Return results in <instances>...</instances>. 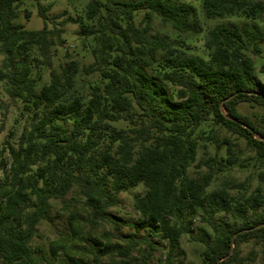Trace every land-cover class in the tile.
I'll return each mask as SVG.
<instances>
[{
  "label": "trees",
  "instance_id": "16d2710c",
  "mask_svg": "<svg viewBox=\"0 0 264 264\" xmlns=\"http://www.w3.org/2000/svg\"><path fill=\"white\" fill-rule=\"evenodd\" d=\"M24 1L37 2L41 29L28 31L13 23ZM198 8L205 20L264 17V6L250 0H89L83 17L68 16L49 28V7L40 0H0V54L6 70L0 82L9 84L8 95L23 103L32 121L16 147L7 148L9 173L0 184V264H38L30 246L37 227L46 220L51 201L63 202L73 188L84 198L92 226H130L107 210L119 203L121 191L140 184L146 194L134 200L141 219L135 227L158 232L169 243L164 264H174L181 236L190 233L184 211L204 209L214 172L238 163L226 138V158L209 157L203 162L209 173L199 182L190 179L187 171L196 161L201 128L210 126L206 140L218 148L219 128L243 140L254 152L248 160L264 167V127L239 109L264 110V84L253 59L262 53L264 35L256 26L219 24L193 42L187 37L203 32ZM155 20L173 34L152 33ZM68 24L79 26L81 56L91 59L80 72L73 61L52 69L50 48L62 46ZM196 43L203 55L195 52ZM35 50L50 71V82L39 89L30 78L31 67L40 62ZM65 56H70L68 49ZM78 73L92 79L87 97L75 88ZM257 177L264 184V170ZM217 195L227 213L231 202L240 203L226 192ZM252 199L264 205L260 190ZM240 219L214 228L202 264H251L257 258L252 252L244 261L238 258L240 246L251 241L261 246L264 264V212L258 217L242 212ZM133 239L126 238L129 245L121 255L143 244L147 261L155 245ZM60 249L52 248V254Z\"/></svg>",
  "mask_w": 264,
  "mask_h": 264
},
{
  "label": "rangeland",
  "instance_id": "374dc122",
  "mask_svg": "<svg viewBox=\"0 0 264 264\" xmlns=\"http://www.w3.org/2000/svg\"><path fill=\"white\" fill-rule=\"evenodd\" d=\"M115 1V0H114ZM126 2L129 0H116ZM190 1V0H187ZM260 2L264 6V0H250ZM89 0H40V4L49 7L47 11L48 27L53 28L61 20L68 16H84L85 6ZM25 12L29 15L27 19ZM198 18L203 27L200 37L188 36L187 39L196 42L203 39L206 32L219 24H236L238 26H256L261 35H264V17L251 20L242 17H234L222 20H205L198 8ZM13 23L23 26L28 31H36L43 27V21L38 15V4L36 1H24L16 11V18ZM79 31L77 25H65L62 34V46L50 48L52 69L59 70V67L70 61L76 62L80 72L84 63L91 62V59L81 56V46L77 42L76 34ZM152 33L169 34L173 32L167 26H162L157 20L153 22ZM264 42V39L262 40ZM68 49L69 57L65 56ZM262 53L253 57L255 70L258 78L264 84V43L261 45ZM195 52L203 55L205 51L201 44L196 43ZM33 54L40 60L36 66L31 67L30 78L36 80L37 88L50 82V71L41 63V56L38 51ZM3 55L0 54V73L5 72L3 66ZM90 77H84L81 73L75 75V88L82 95L88 96ZM9 84L6 81L0 82V184L9 173L10 159L7 152L8 146L16 147L19 137L30 130L31 117L24 109L23 103L19 99H13L8 95ZM167 89V88H166ZM240 112L249 116L257 125L264 127V110L248 105L239 106ZM35 121L34 123H36ZM59 124L63 121L59 120ZM69 124V123H68ZM201 139L198 138V150L195 163L187 171V175L194 181H201L209 173L208 168L203 165L209 157L222 156L226 158V149L222 145L224 139H229L234 149L237 151V165L226 169L220 173L214 172V178L210 186L206 189L204 209L196 213L185 210L182 221L189 226L190 233L181 236L173 255L174 264H202V253L206 249V244L213 242L209 236H214V228L220 229L232 226L240 222V215L244 212L247 217H258L264 212V205L255 203L252 197L260 190L264 196V184L258 180L259 170L264 167L253 165L249 158L254 156V152L246 147L243 140L232 136L224 129H217L216 135L220 148L216 144L209 143L206 139L210 133V126L201 128ZM258 138V136H256ZM243 164L245 167H241ZM36 167L33 175H36ZM233 184H244L240 190H231ZM226 192L228 197L239 200V204L231 202V211L224 210V204L220 196ZM146 194L145 187L140 184L134 188L121 191L118 195L119 203L109 208L107 211L122 222L130 226H123L118 230L110 223L104 222L96 226L89 223V209L84 205V198L79 194L77 188H73L64 198V201H51V208L46 220L42 221L38 227L36 236L30 246L35 253L38 264H164L168 253L169 243L160 238L158 232L152 233L149 229L137 230L136 225L141 221L139 214L134 211L133 204L136 197H143ZM251 204H253L251 206ZM217 209L213 214L212 210ZM239 210H244L240 211ZM171 221H175L171 217ZM73 227V229H72ZM133 237L134 241L148 239L155 245V249L150 250V257L144 261V245H134L127 257L121 255L128 245L127 237ZM201 240H204L201 242ZM52 248H61L55 255ZM238 258L244 261L252 252L256 254V261L251 264H262V249L260 245L252 241L240 246Z\"/></svg>",
  "mask_w": 264,
  "mask_h": 264
}]
</instances>
